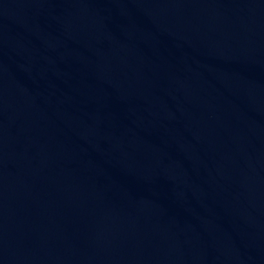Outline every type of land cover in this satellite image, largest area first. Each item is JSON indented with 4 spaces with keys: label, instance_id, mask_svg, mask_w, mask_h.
Segmentation results:
<instances>
[{
    "label": "water",
    "instance_id": "95a60500",
    "mask_svg": "<svg viewBox=\"0 0 264 264\" xmlns=\"http://www.w3.org/2000/svg\"><path fill=\"white\" fill-rule=\"evenodd\" d=\"M0 264H264V0H0Z\"/></svg>",
    "mask_w": 264,
    "mask_h": 264
}]
</instances>
